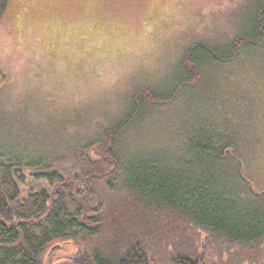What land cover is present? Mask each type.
<instances>
[{"label": "trees", "instance_id": "16d2710c", "mask_svg": "<svg viewBox=\"0 0 264 264\" xmlns=\"http://www.w3.org/2000/svg\"><path fill=\"white\" fill-rule=\"evenodd\" d=\"M261 47L264 0L250 36L194 44L168 94L140 89L130 111L82 147L45 155L0 132V264H264V200L230 155L234 144L217 116L197 123L196 161L184 177L168 158L141 162L119 146L137 120L173 105L207 69Z\"/></svg>", "mask_w": 264, "mask_h": 264}, {"label": "clouds", "instance_id": "9594fccd", "mask_svg": "<svg viewBox=\"0 0 264 264\" xmlns=\"http://www.w3.org/2000/svg\"><path fill=\"white\" fill-rule=\"evenodd\" d=\"M208 0H10L0 13V104L42 87L60 110L92 109L98 119L140 87L159 86L185 52L206 38ZM171 121V125L168 122ZM166 128L182 144L178 107L147 115L131 130L143 140Z\"/></svg>", "mask_w": 264, "mask_h": 264}, {"label": "rangeland", "instance_id": "374dc122", "mask_svg": "<svg viewBox=\"0 0 264 264\" xmlns=\"http://www.w3.org/2000/svg\"><path fill=\"white\" fill-rule=\"evenodd\" d=\"M208 2L214 4L216 9L202 17V22H206L207 16H211L207 35L194 44L224 47L237 37L250 36L254 31L259 0ZM9 3L10 0H0V13H3ZM7 73V68H0V80H7ZM180 75L181 64L168 82L138 88L122 108L104 112L102 119H98L94 110L88 108L60 110L57 101L50 98V94L45 93L42 87L36 86L32 90L21 91L15 101L0 104V132L6 136L5 129H9L10 135L16 134L31 141L30 148L43 151L42 154L45 155L52 149L55 153L76 149L89 143L104 128L118 123L130 111L137 91L154 88L159 94H168V90L178 84ZM205 75L196 88L183 89L180 99L173 105L151 110L147 114L163 116L178 107L182 125V144L179 148L174 146L166 128H161L156 136L143 140L133 139L130 133L141 121L137 120L120 141V149L127 156L141 162L168 158L171 164L168 166L169 170L184 177L191 168L187 162L196 161L193 157V141L200 134L198 130L203 129L197 127V123L215 115L226 125L225 135L234 144L230 155L243 163L251 190L258 195L257 198L264 200V47L249 50L234 64L207 69ZM168 125H171V121ZM215 130H218L217 127L210 128V131ZM31 155L32 152L27 151V156ZM69 252L57 253L56 257L63 259L71 254Z\"/></svg>", "mask_w": 264, "mask_h": 264}, {"label": "water", "instance_id": "95a60500", "mask_svg": "<svg viewBox=\"0 0 264 264\" xmlns=\"http://www.w3.org/2000/svg\"><path fill=\"white\" fill-rule=\"evenodd\" d=\"M60 248H61L60 246H56V247L52 248V250L49 253V256H51L56 250H58Z\"/></svg>", "mask_w": 264, "mask_h": 264}]
</instances>
